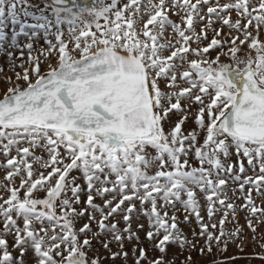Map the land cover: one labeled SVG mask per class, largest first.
Instances as JSON below:
<instances>
[{
	"label": "snow or ice",
	"instance_id": "obj_1",
	"mask_svg": "<svg viewBox=\"0 0 264 264\" xmlns=\"http://www.w3.org/2000/svg\"><path fill=\"white\" fill-rule=\"evenodd\" d=\"M25 4L27 0H0V17L6 6ZM53 4L54 22L41 9L31 17L36 23H24L19 33L28 35L26 29H32L35 36L40 29L47 35L54 23L56 44L49 41L48 52L56 51L57 64L42 50L49 62L48 71L40 72V61L32 58L33 45L28 43L29 61L37 65L35 82L26 71V86L9 88L0 98V154L6 161L0 170L6 171L8 182L0 189L9 193L7 198L0 193V264H101L98 256L89 255L93 241L111 252L113 240L121 250L111 258L127 260L124 243H140L131 222L141 214L148 218L146 238L157 241L154 248L160 255L149 260L140 247L135 264H174L168 245L197 247L178 227L175 212L181 209L194 215L200 226L207 245L199 250L201 255L210 254L213 244L226 251L229 242L242 243L238 222L235 231L223 225L228 210L233 219L236 215L228 192L235 195L237 189H229L230 182L238 183L241 193L251 186L264 196V42L258 39L264 28V0H93L91 7L88 0L82 5L72 0L76 11L67 0ZM200 5L206 6V13ZM232 10L240 19L229 18ZM169 13L181 23L173 22ZM217 20L227 26L230 39H217L220 30L212 29L214 37L201 47L204 29ZM65 23L67 37L78 50L75 56L62 38L60 26ZM196 23H203L200 33ZM169 27L172 32L165 35ZM4 38L0 32V41ZM190 42L197 47L190 48ZM245 44L250 51L240 55ZM210 49L220 52L211 58ZM189 55L195 58L189 60ZM220 55L230 62H221ZM193 103L199 106L194 121L198 127L185 135L182 125ZM171 114L181 119L166 132ZM37 150L47 158L36 155ZM233 152L238 160L247 159L252 176L242 178L245 166L240 163L237 170L230 160ZM190 154L198 167L190 163ZM17 177L19 187L13 186ZM197 189L204 193L209 219L225 210L218 236L202 223ZM39 192L44 198L36 197ZM243 199L242 208L250 213L247 226L255 233L253 218L264 224V209L254 203L251 189ZM118 216L125 224L122 230L115 222ZM9 235L18 257L9 250ZM104 236L111 239H100ZM190 261L191 254L181 264Z\"/></svg>",
	"mask_w": 264,
	"mask_h": 264
},
{
	"label": "rangeland",
	"instance_id": "obj_2",
	"mask_svg": "<svg viewBox=\"0 0 264 264\" xmlns=\"http://www.w3.org/2000/svg\"><path fill=\"white\" fill-rule=\"evenodd\" d=\"M70 1V5L68 7H73V10L76 11V7L72 4V0ZM195 2V0H193ZM210 2H214V0H210ZM228 2V0H220V3ZM106 3H110V0H106ZM82 0H77V5H82ZM93 5V0H88V6L91 7ZM56 7V5L51 4L48 0H27V4L25 5H18L15 9H10L7 6L5 7L4 14L2 17H0V32H4V40L0 41V45L3 46L2 51H0V98H3L5 94H7V91L9 88H16L18 86H26V82L23 80V75L27 71L29 75V79L34 83L36 79V72L34 70L37 65L30 63L29 61V50L27 49L26 45L28 43H31L33 45L31 56L34 60H39L40 63L38 64V68L40 72L46 73L48 71V62L52 65L57 64V56L56 51L48 52L49 48V41H51L52 44H56L55 36L52 34V32L56 31L55 25L53 23L52 32L45 33L44 30L37 29L36 35L32 36V29H26L28 32V35H23L19 33V29L23 26L24 23H36L31 17H33V14L39 15L41 9H45L44 15L48 16L50 20L54 22L55 17L52 15V8ZM204 9V12L206 13V6L200 5ZM26 9V10H25ZM203 14V13H202ZM64 14L62 13V16ZM169 18L175 22V23H181L179 16L173 13H169ZM229 18L232 21H235L237 19H240L238 14L235 10H232L229 14ZM36 19H39V17H36ZM103 23V21H101ZM195 29L197 33L201 32V29L203 28V23H196ZM61 30L65 33V36L62 37L65 39V42L69 45V48L73 49L72 55H76L78 50H75V41L69 40L67 37L69 25L62 24ZM139 27V26H137ZM182 27L184 25L182 24ZM212 29L220 30L221 35L219 37H216L217 39L221 40H229L230 37L228 36L229 29L227 26H221L220 21H215L212 25V28H206L204 29V32L206 33V39H203L201 42V47L207 46L211 39L214 37V32ZM252 34L256 35L255 29H251ZM172 29L171 27L168 28V32L165 33L167 35L168 33H171ZM237 33L235 30H232V36H235ZM243 38V37H241ZM258 39L260 42H264V28L260 30ZM197 45L195 43L190 42V48H196ZM243 48V52L240 53V55H244V53H247L250 51L247 44L241 46ZM42 50L44 53H46L49 56V61H45V55H42ZM226 51V49H225ZM220 52L219 49L212 50L210 49L208 55L211 58H215L217 54ZM9 53H11V60L9 59ZM170 53L168 51H165L163 53L164 57H167ZM252 55L254 56L255 53L252 52ZM78 58V57H77ZM195 57L193 55H189L188 59H194ZM221 62L229 63L227 56L220 55ZM161 88L167 90L165 82L161 81L160 83ZM188 85L182 84V87H187ZM186 101H182V104H186ZM198 105L193 103L190 108V116L188 117L187 121L182 125V132L183 134L187 135L190 130L197 129V125L195 124V118L197 115ZM179 119H181L180 116L176 114H171V124H165V131L167 132L169 128L175 124ZM199 142L200 144L203 143L204 134L201 132L199 133ZM154 151V150H153ZM11 155H15V152L13 151ZM36 155L38 156H44L47 158L46 153H42L40 150L36 151ZM190 163L193 166L198 167V162L194 158L193 155H189L188 157ZM231 163H233L237 170L240 163H243L246 169V173L242 174V178L246 176H252L253 171L252 168L248 165L247 159L243 158L241 160L237 159L236 154L233 152L231 158ZM2 154H0V163H5ZM36 167V165H34ZM257 172H258V166H257ZM154 171V170H153ZM26 175V174H25ZM73 175H79V173H73ZM6 177V171L0 170V184H6L8 183L5 179ZM20 184V178L17 177L14 179V185L16 187H19ZM229 189H237L235 192V195H233V192L230 190L228 192L229 201L234 203L236 206V215L233 219L232 211H227V219H225V223L223 225L224 228H226L228 231H235L237 222L238 225L241 228V236L240 240H242V243L239 241L237 243H231L229 242L227 250H223V245L218 249L215 244H213L212 252L209 254L207 251L204 252V254H200L199 250L201 248H207L206 241L200 237L199 233L201 231L199 224L197 223L195 216L189 213H186L181 209L180 211L175 212V215L178 219V227L181 229L184 236H186L190 241L196 242L197 247L195 250H193L191 247H187L186 250H182L179 245L177 244H170L167 247V254L169 257L174 258V264H181V261L185 259L189 254H191V261L189 264H264V259H260L259 256L264 255V224H259L255 222V219L253 218V223L256 227V232L254 233L251 231L247 226L246 216H248L249 210L246 208H242V206L246 203V201L243 199L244 196H246L251 189V195L253 197L254 203L260 208L264 209V196H261L257 193V190L254 188H251V186H245V190L243 193H241L239 189V184L235 182H230L228 185ZM197 191V197L199 204L201 205V211L200 215L203 218L202 223L207 225L208 231L211 232L213 235H219L220 230V220L225 217V210L220 209V205L217 204L215 207L217 209H220V211H217L214 213L213 217L209 219L207 214V205H206V198L204 196V193L200 192L198 189ZM261 191H264V188L261 189ZM0 193L3 194L4 198H7L9 196V193L7 191H4L3 189H0ZM21 197L23 196V190H20ZM37 198H44L45 193L39 192L35 194ZM82 199L84 197L82 196ZM2 202V201H0ZM96 203L100 204L102 203L101 200L97 199ZM137 208L139 209L140 205L139 202H136ZM145 209L150 210V204H145ZM177 207L179 208L180 205L177 204ZM163 215V213H161ZM98 215V214H97ZM173 215L172 211L168 212V217L170 218ZM259 215V213H258ZM187 216L188 222L185 223V217ZM99 218V216H98ZM86 221L81 220L77 224V228L82 226L83 223ZM114 221H109L108 223H111ZM115 222H118V227L122 230L125 227V224L123 222L122 216H118L115 218ZM19 225L22 227V220L18 221ZM143 224V229L138 228L139 224ZM215 224L216 227L213 228L212 225ZM93 230H96V225H92ZM131 228L134 232H137L140 237V243L137 244L135 241L132 243L127 242L125 240L123 251L128 252V258L127 260L117 257L115 260L111 258V253L119 252L120 245L116 243L114 240L111 241L109 247L111 252L105 250L99 243L96 241H93V251L89 252L90 256H98L101 260V264H135V260L139 255V248L143 247L147 253V257L149 260H152L160 255L158 251L155 250L154 244L157 241H148L146 238V233L149 230L148 225V218L146 216L138 215L134 216L131 222ZM0 229H2V222H0ZM196 233L195 238H193V233ZM163 233H161V236L159 238H162ZM102 240H110V236H104L101 237ZM8 243L10 245L9 250L12 252L14 256H19L18 251L13 250L11 247L14 243L13 237L9 235L7 237ZM136 248V252L133 253V248ZM243 249L241 251L240 249ZM29 259L31 260L32 253L29 252L28 254ZM141 264H145L144 261L141 262Z\"/></svg>",
	"mask_w": 264,
	"mask_h": 264
},
{
	"label": "water",
	"instance_id": "obj_3",
	"mask_svg": "<svg viewBox=\"0 0 264 264\" xmlns=\"http://www.w3.org/2000/svg\"><path fill=\"white\" fill-rule=\"evenodd\" d=\"M51 4H53V0H48ZM68 3H70L68 0H67V6H68ZM54 5V4H53Z\"/></svg>",
	"mask_w": 264,
	"mask_h": 264
},
{
	"label": "flooded vegetation",
	"instance_id": "obj_4",
	"mask_svg": "<svg viewBox=\"0 0 264 264\" xmlns=\"http://www.w3.org/2000/svg\"><path fill=\"white\" fill-rule=\"evenodd\" d=\"M69 1V0H68ZM83 1V0H82ZM70 2V1H69ZM71 3H68V6L70 5Z\"/></svg>",
	"mask_w": 264,
	"mask_h": 264
}]
</instances>
